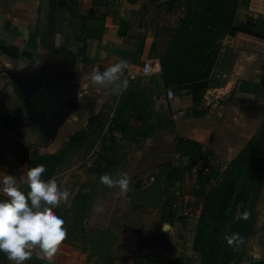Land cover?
<instances>
[{
    "label": "crops",
    "instance_id": "0c3cea01",
    "mask_svg": "<svg viewBox=\"0 0 264 264\" xmlns=\"http://www.w3.org/2000/svg\"><path fill=\"white\" fill-rule=\"evenodd\" d=\"M179 4L180 0H0V176L16 177L24 191L29 159L56 154L57 138L64 137L58 144L61 149L76 132L86 130L93 117H106L100 146L115 152V159L111 155L96 159L94 154L87 170L93 180L85 190L84 245L63 242L51 258L34 249L26 264H168L183 254L200 264V255L193 250L202 212V200L194 194L196 169H183L176 182L169 177L174 160L153 159L163 166L148 181L132 159H119L117 151L126 143L157 139L175 147V139H186L197 142L210 163L212 159L230 163L255 132L251 103L264 83V73L258 75L256 68L260 62L264 66V47L224 35L220 51L226 60L215 61L198 103H193L189 90L172 89L174 97L168 99L171 88L163 84L160 49L151 38L157 33L155 25L140 20L149 18L145 8L152 13L157 6L168 11ZM249 18L264 21V0H238L233 24L243 25ZM121 59L129 67L120 79L110 86L92 82L94 72ZM67 75L66 93L57 95L66 102L53 112V121L47 120L51 112L32 106L26 94L49 95L57 77ZM124 79L148 100V125L153 130L138 143L137 137L130 142L117 131L108 132ZM224 95L232 100L222 101ZM81 116L88 119L80 128L70 120L67 124L69 117ZM67 125L75 126L76 132L65 133ZM105 173H126L128 193L101 185L99 177ZM214 174L211 170L206 191L216 182ZM168 194L174 197L170 204L165 203ZM182 195L191 216L168 220L170 206ZM0 199L6 197L0 193ZM259 208L241 264H264V209ZM163 223L169 231L161 230Z\"/></svg>",
    "mask_w": 264,
    "mask_h": 264
},
{
    "label": "trees",
    "instance_id": "16d2710c",
    "mask_svg": "<svg viewBox=\"0 0 264 264\" xmlns=\"http://www.w3.org/2000/svg\"><path fill=\"white\" fill-rule=\"evenodd\" d=\"M188 4H193L194 7H187L185 15L174 28L165 51L159 54V60L164 86L179 91L189 90L193 103L197 104L207 88V80L217 58L218 44H214L216 38L228 35L252 45L264 47V21L249 18L243 25H234L233 19L238 0H188ZM191 53L197 56L199 54L192 65L186 61ZM94 118L97 117L92 119ZM149 118L145 93L133 84H128L118 100L115 115L111 120L112 127L108 128V132L111 134L117 131L123 139L129 138L130 142L137 137L138 143L146 139L153 130L148 125ZM90 121L87 129H90ZM133 124H137L138 127H133ZM79 134H85V131H79L70 137L57 154L34 155L32 159H29L28 167L33 168L34 164L41 160L59 159L66 146L74 143L76 141L74 136ZM257 140L256 136L251 138L238 156L228 164L222 181L209 191H206V188L211 179L205 172L209 170L210 159H206L197 142L186 139L176 140V153L182 158L181 160L189 162L186 167H183L184 170H191L196 162L203 164L200 171L195 174L194 190V194L202 200V212L193 244V250L200 255V264H241L243 260L247 238L256 219L257 199L264 182V159L249 158ZM107 152L111 154L110 159H115V152L105 147L98 151L96 159H106ZM232 202L233 206L237 207V211L229 217L228 214L233 212L231 211ZM86 207L87 197L84 195L81 204L77 207L81 221ZM74 208H76L75 205L72 209ZM245 212L248 213L246 219L242 216ZM168 216L169 220L174 218L177 220L171 214V206ZM227 217L230 218L229 223H231L229 229L224 226L227 224L225 223ZM178 220L181 221V218ZM207 233L208 238H204ZM224 234L226 239L225 237L223 240L220 239ZM234 234H238V237L242 239H234L229 244L228 239ZM202 241H206L207 246L201 247ZM6 261L4 255L0 254V264Z\"/></svg>",
    "mask_w": 264,
    "mask_h": 264
},
{
    "label": "rangeland",
    "instance_id": "374dc122",
    "mask_svg": "<svg viewBox=\"0 0 264 264\" xmlns=\"http://www.w3.org/2000/svg\"><path fill=\"white\" fill-rule=\"evenodd\" d=\"M193 1V0H190ZM195 5V3H194ZM194 5H189L188 0H180L179 6L175 7L174 9L166 11L165 8H160L159 6L155 7L153 9L152 13H149V10L147 8L143 9L144 12H146L149 15V18L147 20L142 19L140 20V24L146 23L147 25H155V35H151V38H155V41H157L158 49L160 54L163 53L167 47V44L173 35V30L178 26L180 17V14H185L187 11V7L191 6L194 7ZM164 10L166 13H164ZM221 37H217L214 44H218V52H217V59L219 58V61H225L227 56H224V54L221 53ZM218 42V43H217ZM221 54V55H219ZM199 56V54H198ZM197 54L191 53L186 61L192 65L193 61L197 60ZM204 56H206V53L204 52ZM219 56V57H218ZM209 60V59H207ZM185 62V60H184ZM177 64L179 65V61H177ZM262 63L256 65V68L258 69L259 73L258 75H261L264 73V66H261ZM214 66V65H213ZM64 78V77H63ZM61 79L57 77V82L54 84V89L49 93H36V92H29L27 95V100L31 102V105L38 108V109H48L51 115L47 116V120H52L54 118V113L58 109H60L63 104L66 102L65 99L59 100L57 99V95L60 93L61 95L66 93V83L69 80V75H67L66 79ZM46 85V84H45ZM172 88V87H169ZM174 89V88H173ZM174 91H176L174 89ZM39 94L40 97H36V95ZM59 98V97H58ZM225 98V99H224ZM222 101L232 100L231 96L226 97L225 95L222 98ZM252 119H253V125L255 127V132L253 136L257 137L256 145L253 147L251 154H249L250 159H264V83L258 85L257 92L255 93V96L252 100ZM59 112V111H58ZM54 115V116H53ZM249 115V113H248ZM58 118V117H57ZM66 118V117H65ZM87 117L81 116L78 117L76 120H72L71 117L67 121V124L70 120L71 123H75L76 127L80 128L82 124H86ZM65 120V121H66ZM86 120V121H85ZM91 120V121H90ZM53 121V120H52ZM50 121V123L52 122ZM90 123V129L85 128V134H79L75 135L74 139L76 140L74 143H72L70 146H66L63 153L60 154L58 157L59 159H45L38 161L34 164L33 167H45L46 168V174L43 177L45 182H47L49 179L53 180L57 183L58 188L61 190H67L70 195L66 202L61 203L58 205L56 209H54V213L61 216L64 221V227L67 229V235L63 242L66 244L70 243L71 241L78 242L79 246L84 245V239L86 234V228L84 227V224L79 219V210L77 207L81 204L84 195L85 190L87 188V185L93 180L89 177L87 174V170L89 169L90 162L93 160V155L97 154L98 151H100L101 146L100 144L104 142V139H102L103 136V129H105V125L107 123L106 117H101V119L97 118H89ZM89 121L87 123V126L89 124ZM61 124V123H60ZM65 133H71L75 131V126H66ZM76 132V131H75ZM64 133V135H65ZM77 133V132H76ZM72 137V136H71ZM64 138V137H63ZM63 138H57V152L60 150L58 148V144L63 141ZM70 139V138H69ZM177 139H175L176 141ZM69 141V140H68ZM67 144V143H66ZM111 145V144H110ZM173 144L171 142H163L161 140L154 139L150 143H142L138 145H130L128 143L120 145V149L117 151V157L119 159H132V164L134 165L136 170H139L142 175L149 181V176L151 174H154L155 171L163 166V164L158 162H153V159H167L169 161L170 159H173L175 162L173 167V170H169V177L171 176V179H176V182L181 174L180 171L183 170V167H186V165L189 163L187 160H177L175 156V147L172 146ZM64 146V145H63ZM57 154V153H56ZM256 154V155H255ZM105 155L109 156L111 155L110 152H107ZM57 157V156H56ZM213 162L210 163L209 169L215 170V176L217 177L216 182L211 186V189L216 187L223 179L225 172L227 170V166L229 162H223L220 159H212ZM203 164L200 162H196L192 168L196 169L197 171H200ZM208 170L205 172V174L209 175L210 171ZM95 181V180H94ZM171 182V181H169ZM176 182H173L172 185L176 184ZM210 189V190H211ZM27 187L24 189V192H27ZM174 200V197L172 195H166L165 203L170 204ZM233 202L231 203V208L233 211L232 213H229L228 216L231 217L233 213H236L237 207L233 206ZM73 205L76 206V208H73ZM260 207V208H259ZM257 208L259 210L264 209V182L261 188V191L259 193V197L257 199L256 207H255V216L257 218ZM230 211V212H231ZM234 215V214H233ZM225 218L224 226L226 229H229V226L231 225L230 218ZM169 218V217H168ZM169 220V219H168ZM253 225V228L247 238V241L253 234L255 233V223ZM233 222V221H232ZM223 237V238H222ZM226 239V235H222L220 239ZM204 238H208V233ZM138 245V244H137ZM201 247L207 246L206 241H202L200 243ZM247 242L245 245L244 253L246 250ZM34 250V249H33ZM30 250V251H33ZM4 264H10V262L7 260Z\"/></svg>",
    "mask_w": 264,
    "mask_h": 264
},
{
    "label": "clouds",
    "instance_id": "9594fccd",
    "mask_svg": "<svg viewBox=\"0 0 264 264\" xmlns=\"http://www.w3.org/2000/svg\"><path fill=\"white\" fill-rule=\"evenodd\" d=\"M127 61L121 59L91 75L98 86H110L128 69ZM128 80L122 81V87H128ZM45 167L28 168L26 171L27 192L18 187L17 178L4 174L0 176V193L6 199H0V254L10 264H26L31 259V251L38 249L47 258H51L66 238L67 229L64 219L54 213V209L68 200L70 193L61 190L53 180L43 179ZM99 183L108 188H118L121 195L129 191V177L126 173L115 175L105 173L99 177ZM246 219L248 213L242 214ZM162 231H169V225L161 224ZM242 239L238 234L228 239Z\"/></svg>",
    "mask_w": 264,
    "mask_h": 264
},
{
    "label": "built area",
    "instance_id": "2783aa9c",
    "mask_svg": "<svg viewBox=\"0 0 264 264\" xmlns=\"http://www.w3.org/2000/svg\"><path fill=\"white\" fill-rule=\"evenodd\" d=\"M166 97L168 99H172L174 97V93L172 89L167 90ZM171 214L176 218H181L182 221L187 220L191 216V208L188 205L187 200L183 197V195L179 196L178 200L172 203ZM168 264H194V263L186 254H183L180 255L175 260H172Z\"/></svg>",
    "mask_w": 264,
    "mask_h": 264
}]
</instances>
